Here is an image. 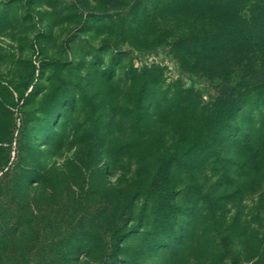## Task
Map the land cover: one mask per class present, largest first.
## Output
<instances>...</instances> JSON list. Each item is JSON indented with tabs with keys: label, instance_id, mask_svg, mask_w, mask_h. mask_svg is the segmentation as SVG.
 Returning a JSON list of instances; mask_svg holds the SVG:
<instances>
[{
	"label": "rangeland",
	"instance_id": "rangeland-1",
	"mask_svg": "<svg viewBox=\"0 0 264 264\" xmlns=\"http://www.w3.org/2000/svg\"><path fill=\"white\" fill-rule=\"evenodd\" d=\"M213 2L0 0V264H264L257 4Z\"/></svg>",
	"mask_w": 264,
	"mask_h": 264
},
{
	"label": "trees",
	"instance_id": "trees-1",
	"mask_svg": "<svg viewBox=\"0 0 264 264\" xmlns=\"http://www.w3.org/2000/svg\"><path fill=\"white\" fill-rule=\"evenodd\" d=\"M254 2H256V9L253 12V20L250 19V28H251V32L253 35L252 38V43L256 46V52L260 55L261 58H264V0H253ZM221 2L220 0H216V2H213V4L215 5H219ZM213 17V16H211ZM50 61H54V60H50ZM57 63H61L60 61H56ZM36 76V72H33V77L31 82H29L26 86V88H30L33 86H35L34 80ZM21 101H25L26 100V95L23 94L20 97ZM243 103V96L241 94L235 95L234 98L230 99L226 104L227 107L224 109L226 112L230 115L235 114L236 111H239L242 106ZM247 116L249 115V113H246ZM258 117L260 119V123H258L257 125H259L260 127V131L263 132L264 131V113L262 112H258ZM253 116V114H252ZM249 121L251 120V116L249 115V117L247 118ZM246 131L243 133L244 137H247L246 139L249 141V139L252 138V136L255 135L251 134L253 133V129L248 128L245 129ZM232 130L231 131H223L222 133L218 134L217 136V140L215 142L214 145L210 144L209 142L206 143V153H210L215 155V157L217 158H221V153L225 150L227 142L230 140V137H232ZM243 140V139H241ZM240 141V139H239ZM197 161V160H195Z\"/></svg>",
	"mask_w": 264,
	"mask_h": 264
}]
</instances>
